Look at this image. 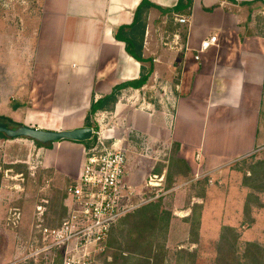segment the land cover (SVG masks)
Listing matches in <instances>:
<instances>
[{
    "label": "crops",
    "instance_id": "crops-1",
    "mask_svg": "<svg viewBox=\"0 0 264 264\" xmlns=\"http://www.w3.org/2000/svg\"><path fill=\"white\" fill-rule=\"evenodd\" d=\"M178 2L43 0L31 65L20 67L14 79L27 82L18 87L19 100L31 104L17 120L43 129H74L90 114L93 124L107 127L126 150L130 145L139 152L142 140L146 154L126 152L125 181L137 193L146 164L158 176L154 167L164 149L176 146L192 174L211 173L251 154L264 143V36L251 34L249 14L264 0H193L168 11ZM178 16L188 21L179 23ZM214 35L217 43L200 51L201 42ZM143 74L147 81L138 86ZM125 83L132 86L119 90L113 108L91 114L93 102ZM20 111L8 116L16 118ZM38 147L41 170L78 178L84 143L62 140ZM140 157L144 161H136Z\"/></svg>",
    "mask_w": 264,
    "mask_h": 264
},
{
    "label": "rangeland",
    "instance_id": "rangeland-1",
    "mask_svg": "<svg viewBox=\"0 0 264 264\" xmlns=\"http://www.w3.org/2000/svg\"><path fill=\"white\" fill-rule=\"evenodd\" d=\"M42 2L0 0V116L14 126L24 124L17 119L31 106L30 99L19 100L18 87L27 82L14 79L31 65ZM249 23L251 34L264 36V5L250 8ZM19 108L16 118L8 116ZM260 127L264 135V89ZM141 142L139 152L127 145L129 153L146 154ZM38 148L28 138L0 136V264H62L60 254L33 255L42 241L37 225H60L74 180L41 170ZM145 166L134 207L115 222L93 264H264V143L211 173H190L176 146L159 154L158 176ZM132 178L142 181L139 174Z\"/></svg>",
    "mask_w": 264,
    "mask_h": 264
},
{
    "label": "built area",
    "instance_id": "built-area-1",
    "mask_svg": "<svg viewBox=\"0 0 264 264\" xmlns=\"http://www.w3.org/2000/svg\"><path fill=\"white\" fill-rule=\"evenodd\" d=\"M177 21L186 23L188 18L178 16ZM216 43L217 36H210L201 42L200 51ZM107 131L94 129L80 174L66 189V217L55 227L37 225L42 241L33 255L60 254L62 264H93L104 252L115 222L134 207L136 192L125 181L127 150L120 139Z\"/></svg>",
    "mask_w": 264,
    "mask_h": 264
},
{
    "label": "water",
    "instance_id": "water-1",
    "mask_svg": "<svg viewBox=\"0 0 264 264\" xmlns=\"http://www.w3.org/2000/svg\"><path fill=\"white\" fill-rule=\"evenodd\" d=\"M93 127L82 126L74 129H43L28 124L10 125L6 120L0 118V134L8 138H28L43 145L52 144L62 140L83 142L92 139Z\"/></svg>",
    "mask_w": 264,
    "mask_h": 264
},
{
    "label": "trees",
    "instance_id": "trees-1",
    "mask_svg": "<svg viewBox=\"0 0 264 264\" xmlns=\"http://www.w3.org/2000/svg\"><path fill=\"white\" fill-rule=\"evenodd\" d=\"M192 1L193 0H179V2L177 3V5L174 6L173 8H171V9H168V11H171V10H179L180 8H183V7H189V6L192 5ZM128 51L130 52V50H128ZM147 78H148V76H146V75L143 74L142 77H141V79L138 82V86L143 85L147 81ZM129 84L131 85L132 83H125V84L119 85V86H117L115 88V90H113L112 93L106 95L105 97L99 99L96 102H93V104L91 106V114H94L97 110H102V109H105V108H113L114 104L117 102V95L119 93V90L121 88L127 87ZM0 118H3L5 120H7L9 123L11 122L10 120H8L7 118H4L2 116H0ZM86 123H87L86 125L91 126V127H94L93 126L94 124H92V122L90 124V114L86 118ZM96 127H95V129H96ZM0 136L5 137V138H8L5 134H0ZM91 142H92V140H88V141H83V142H79V143H84L85 145L88 146V145L91 144ZM35 143L38 146H41V147H50L52 145V144L43 145V144L38 143V142H35Z\"/></svg>",
    "mask_w": 264,
    "mask_h": 264
}]
</instances>
